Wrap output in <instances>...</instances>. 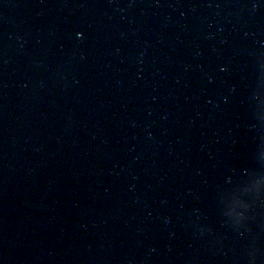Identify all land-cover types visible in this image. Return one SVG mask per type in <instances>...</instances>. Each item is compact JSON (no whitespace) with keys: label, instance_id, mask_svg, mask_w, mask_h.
Here are the masks:
<instances>
[{"label":"water","instance_id":"obj_1","mask_svg":"<svg viewBox=\"0 0 264 264\" xmlns=\"http://www.w3.org/2000/svg\"><path fill=\"white\" fill-rule=\"evenodd\" d=\"M0 264H264V0H0Z\"/></svg>","mask_w":264,"mask_h":264}]
</instances>
